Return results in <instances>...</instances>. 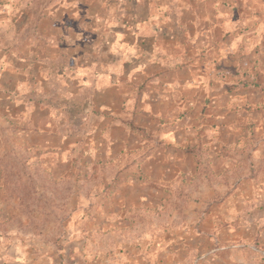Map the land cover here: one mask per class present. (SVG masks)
<instances>
[{"label": "rangeland", "instance_id": "rangeland-1", "mask_svg": "<svg viewBox=\"0 0 264 264\" xmlns=\"http://www.w3.org/2000/svg\"><path fill=\"white\" fill-rule=\"evenodd\" d=\"M4 52L0 264H264V0H0Z\"/></svg>", "mask_w": 264, "mask_h": 264}, {"label": "crops", "instance_id": "crops-1", "mask_svg": "<svg viewBox=\"0 0 264 264\" xmlns=\"http://www.w3.org/2000/svg\"><path fill=\"white\" fill-rule=\"evenodd\" d=\"M6 56L9 59V56L5 52L1 55L2 58L0 59V66L3 65V63H6L5 62ZM5 75H6V72H4L3 75H0V100L9 99L11 96V94L9 92H11V90H13L15 84H17V82L12 79V81L10 83L12 86H8V84L4 80ZM36 109L39 110L40 108L36 107Z\"/></svg>", "mask_w": 264, "mask_h": 264}]
</instances>
